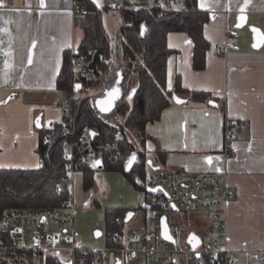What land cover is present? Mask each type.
<instances>
[{"label": "crops", "instance_id": "crops-1", "mask_svg": "<svg viewBox=\"0 0 264 264\" xmlns=\"http://www.w3.org/2000/svg\"><path fill=\"white\" fill-rule=\"evenodd\" d=\"M92 1L101 9L108 5L114 10L117 3L125 0ZM129 1L146 7L155 3ZM77 3L83 4L75 0H0V168L39 167L36 124L51 127L63 118L57 103L65 92L57 88L56 81L64 51L76 49L82 38L81 29L74 23L80 14L75 10ZM183 6L184 1L179 0L175 8ZM198 6L211 13L204 28L211 44L206 65L201 69L193 66V43L187 32L170 31L167 44L174 51L168 58L167 87L173 88L180 76L184 89L207 92L210 99L194 100L185 91L179 94L180 102L171 98L161 118L147 124L144 149L151 161L148 177L158 169L171 167L218 174L223 184L236 192L235 198L221 208L223 240L228 249L241 255L238 264H254V256L257 262L264 252V0H198ZM109 12L105 19L112 23ZM114 13L116 27L120 17L116 10ZM229 27L240 30L239 39L228 34ZM233 42L239 47L230 48L228 54L219 51V46ZM102 99L105 96L99 102ZM225 116L234 119L239 133L232 146V157L224 151ZM156 154L158 160L153 159ZM101 170L104 169L95 173L93 196L89 195L91 188L83 186L81 170H75L69 187L75 231L86 246L106 244V207H125L135 213L136 207H140L146 218L151 209L145 190L133 187L118 172L108 171L102 177ZM104 176L109 184L108 187L106 182L108 194ZM113 179L125 181L126 193H130L132 200L113 197ZM100 192L101 198L96 200H100L102 208H96L90 198L95 199ZM143 199V206L142 202L140 206L133 204ZM195 217L202 218L210 227V221L201 215L193 216L194 220ZM143 226L141 233L148 230L147 224ZM194 228L198 229L195 225Z\"/></svg>", "mask_w": 264, "mask_h": 264}, {"label": "trees", "instance_id": "trees-1", "mask_svg": "<svg viewBox=\"0 0 264 264\" xmlns=\"http://www.w3.org/2000/svg\"><path fill=\"white\" fill-rule=\"evenodd\" d=\"M75 1L83 3L87 10L74 20L75 26L82 31V38L76 49L64 51L56 81L59 90L72 96L64 112L68 132L65 134L59 121L51 127H40L37 151L41 165L0 168V216L11 208L64 207L71 197L66 185L65 140L76 144V169L83 172L85 189L94 185L95 173L101 169L81 160V155L89 152L95 159H101L102 169L121 171L135 188L145 190L148 198L151 193L147 187L149 156L144 149L147 124L161 118L174 95L179 97L186 91L191 99H210L207 92L184 89L180 76L173 88L167 87L168 58L174 51L167 44L170 31L187 32L193 43V66L201 69L206 65L211 44L204 28L211 13L199 8L198 0H183L181 10H163L155 3L148 7L136 6L129 0L117 3L114 10L120 21L115 35L108 32L104 23V10L111 6L101 9L92 0ZM77 58L84 62L85 74L75 71ZM101 85L103 90L96 96L76 95ZM109 93L116 95V99L107 109H102L99 98L109 99L112 97ZM85 133H89L87 141L82 140ZM117 135L118 140L115 139ZM133 154L136 157L129 166ZM114 155L119 158L111 161ZM128 211L118 206L105 208L107 245L120 244L112 235L121 233L125 222L117 221L116 216L124 219ZM90 255L91 258L96 256L92 252Z\"/></svg>", "mask_w": 264, "mask_h": 264}, {"label": "built area", "instance_id": "built-area-1", "mask_svg": "<svg viewBox=\"0 0 264 264\" xmlns=\"http://www.w3.org/2000/svg\"><path fill=\"white\" fill-rule=\"evenodd\" d=\"M174 0H155V4L163 10H181L173 6ZM75 10L86 13L84 4L77 3ZM228 34L239 39L241 32L237 27H229ZM237 42L225 43L218 49L224 54L230 48H238ZM100 57H104L100 54ZM75 71L85 74L84 62L75 59ZM71 95L64 93L57 103L63 113L68 109ZM65 134L67 121L60 120ZM55 122H53L54 124ZM236 123L230 116H225L223 124L224 151L229 156L234 155L232 149L238 137ZM89 133L82 135L87 141ZM118 140L119 136H115ZM76 144L65 140L63 156L67 160L66 185L70 187L76 170ZM118 155L110 158L116 161ZM92 153H83L81 160L93 163ZM154 160L159 159L156 154ZM94 164V163H93ZM150 188L148 219L152 230L144 233L115 232L112 239L120 241L100 247L86 246L84 240L75 231V209L72 200L65 201L64 207L11 208L0 216V264H238L241 255L226 247L223 240L225 224L222 206L235 198L236 192L224 185L221 177L215 172L195 173L177 168L158 169L147 179ZM190 219L201 215L210 221V228L216 235L201 236L200 242L192 244L182 235L188 233L191 225L182 219L181 212ZM167 217V232L171 238L164 236L162 231V216ZM175 218V219H174ZM181 218L180 221L176 219ZM117 221L124 220L116 216ZM215 222V224H214ZM182 238V239H181ZM81 251V254L79 253ZM119 251V254H116ZM90 252L96 254L91 258ZM264 252L256 264H262Z\"/></svg>", "mask_w": 264, "mask_h": 264}, {"label": "rangeland", "instance_id": "rangeland-1", "mask_svg": "<svg viewBox=\"0 0 264 264\" xmlns=\"http://www.w3.org/2000/svg\"><path fill=\"white\" fill-rule=\"evenodd\" d=\"M150 1H152V0H145L144 1V4H146V5H148V4H150ZM179 4V0H174L173 1V6L175 7L176 5H178ZM110 10V9H109ZM109 10H105L104 11V23H105V27H106V29L108 30V32L111 34V35H115L116 34V32H117V24H116V27H115V25H114V20H113V18L112 17H114L113 16V14L116 16V14L114 13V10H110V12H109ZM106 12H109L110 13V20L112 21V23H109V21L107 20V19H105V14H106ZM80 29L79 28H77V31H79ZM100 91V90H103V85H101V87H99V88H95V87H90V88H88V90H84V91H82V92H78V93H76V95H91V94H93L95 91ZM98 94V92L95 94V96ZM128 97L131 99V96H130V94H128ZM106 98V97H105ZM111 99V100H110ZM116 99V95L115 96H112L111 98H109V99H102V102H100L99 104H100V106L102 107V109H107L108 108V106H110V104L114 101ZM109 100L111 101V103L110 104H108L109 103ZM134 136V135H133ZM134 138H135V136H134ZM137 140V139H136ZM108 171H113V172H118V174L119 175H121L122 177H124V179H126V181L128 182V183H130L133 187H134V185L132 184V182L129 180V178L124 174V173H122L121 171H115V170H101V172L100 173H102V177H103V175H104V173L105 172H108ZM105 178V179H104ZM104 178H102L103 179V183H104V185H105V189H106V193L108 194V189H107V186H106V182H107V184H108V180L106 179V177L104 176ZM98 179H100V176L99 177H96V181H95V184L96 185H98ZM111 184H112V186H113V193H112V195H113V197L114 198H116V199H119L120 201L121 200H123V199H128V198H130V200H132V196L130 195V193H126V186H125V181L124 182H122L121 180H112L111 181ZM108 187H109V184H108ZM90 191H91V194H89L90 196H93L92 194H94V193H92V188L90 189ZM104 196H106V195H104ZM98 198H101V192L99 193V196L98 197H96L95 199H92V198H90V200H91V204H93L94 206H96V208H102V204H100V200L98 201V200H96V199H98ZM96 200V201H95ZM94 202H96V203H94ZM139 202H142L141 204H142V206H143V202H144V199L143 200H140V201H138V203H137V201H135L133 204H136L135 206H137L138 204H139ZM138 206H140V204L138 205ZM137 208V210H136V213H135V215H134V217L133 218H131L128 222H126L125 223V225H126V232L127 233H132V232H134V231H136V232H142V229H141V227L144 225V223H146L147 225H148V230H152V226L150 225V222H149V219H147L146 218V214L144 213V211H143V209L142 208H140V207H136ZM149 215V214H148ZM181 215H182V219H184V221H189V223H190V225H191V227H190V229H189V231H188V233H186V234H184V235H182V238L184 237V239H185V241L188 239L189 240V242L190 243H192V244H197L198 242H200V240L202 239L201 238V236L198 234V233H201V234H205V235H208V236H212V235H216V231H214V230H212L210 227H208L205 223H204V221H203V219L202 218H197V219H192V217H191V219L188 217V216H185L186 215V213L184 212V211H182L181 212ZM175 219V218H174ZM180 219L181 218H178V219H176V221H180ZM145 221H147V222H145ZM146 224L143 226V228L146 226ZM203 224V225H202ZM214 224H215V222H214ZM194 225H195V227H198V229H195L194 228ZM181 238V239H182ZM120 252L119 251H116V254H119ZM253 260V263L254 264H256V256H254V258L252 259ZM106 264H116V262H109V263H106Z\"/></svg>", "mask_w": 264, "mask_h": 264}, {"label": "water", "instance_id": "water-1", "mask_svg": "<svg viewBox=\"0 0 264 264\" xmlns=\"http://www.w3.org/2000/svg\"><path fill=\"white\" fill-rule=\"evenodd\" d=\"M172 98L176 102H180L181 101V99L177 95H174ZM210 102L211 103H215L213 100H210ZM215 104L217 105V103H215ZM36 125L39 128L41 127V123L40 122H37ZM133 157H136V155L135 154L131 155V157H130L131 163L128 162L129 166H131L132 163L135 160V159H132ZM93 163H94L95 167H97V168H102L103 167L102 161L99 158L94 159ZM149 163H151V161H149ZM149 190H151V189L149 188ZM134 213H135V211H133V210L128 211L125 214L124 221L128 222L133 217ZM161 223H162V231L164 233V236L167 237V238H171V235L167 232V217H166V215L162 216Z\"/></svg>", "mask_w": 264, "mask_h": 264}, {"label": "snow or ice", "instance_id": "snow-or-ice-1", "mask_svg": "<svg viewBox=\"0 0 264 264\" xmlns=\"http://www.w3.org/2000/svg\"><path fill=\"white\" fill-rule=\"evenodd\" d=\"M41 3H43V0H41ZM201 6H204L203 5V2L201 4ZM241 18L243 19V17H241ZM253 31H257V30L256 29H253ZM254 46H256V45H254ZM77 87H79V85H77ZM117 93H118V90H117ZM109 95L112 96L114 94L113 93H109ZM132 159H135V157H133ZM208 162L211 163V158L210 157L208 158ZM129 163H131V160L129 161Z\"/></svg>", "mask_w": 264, "mask_h": 264}]
</instances>
